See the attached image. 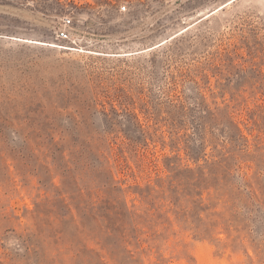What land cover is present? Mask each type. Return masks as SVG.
<instances>
[{
	"label": "rangeland",
	"instance_id": "obj_1",
	"mask_svg": "<svg viewBox=\"0 0 264 264\" xmlns=\"http://www.w3.org/2000/svg\"><path fill=\"white\" fill-rule=\"evenodd\" d=\"M0 264H264V0H0Z\"/></svg>",
	"mask_w": 264,
	"mask_h": 264
},
{
	"label": "built area",
	"instance_id": "obj_2",
	"mask_svg": "<svg viewBox=\"0 0 264 264\" xmlns=\"http://www.w3.org/2000/svg\"><path fill=\"white\" fill-rule=\"evenodd\" d=\"M121 11H126L127 5H121ZM72 24V18L70 16H64L62 18L61 26L56 30L57 36L61 40H71L72 33L70 27Z\"/></svg>",
	"mask_w": 264,
	"mask_h": 264
},
{
	"label": "bare ground",
	"instance_id": "obj_3",
	"mask_svg": "<svg viewBox=\"0 0 264 264\" xmlns=\"http://www.w3.org/2000/svg\"><path fill=\"white\" fill-rule=\"evenodd\" d=\"M224 5H225V4H223V5H222V6H220L219 8H222ZM219 8H218V9H219ZM216 10H217V9H216Z\"/></svg>",
	"mask_w": 264,
	"mask_h": 264
},
{
	"label": "trees",
	"instance_id": "obj_4",
	"mask_svg": "<svg viewBox=\"0 0 264 264\" xmlns=\"http://www.w3.org/2000/svg\"><path fill=\"white\" fill-rule=\"evenodd\" d=\"M226 6H224L223 8H225ZM223 8H221V9H223Z\"/></svg>",
	"mask_w": 264,
	"mask_h": 264
},
{
	"label": "water",
	"instance_id": "obj_5",
	"mask_svg": "<svg viewBox=\"0 0 264 264\" xmlns=\"http://www.w3.org/2000/svg\"><path fill=\"white\" fill-rule=\"evenodd\" d=\"M33 43H35V42H33Z\"/></svg>",
	"mask_w": 264,
	"mask_h": 264
}]
</instances>
